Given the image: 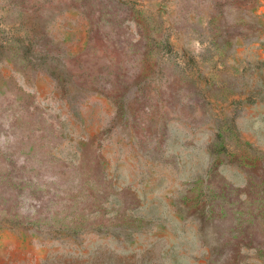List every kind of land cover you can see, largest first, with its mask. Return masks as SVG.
<instances>
[{
  "label": "rangeland",
  "instance_id": "374dc122",
  "mask_svg": "<svg viewBox=\"0 0 264 264\" xmlns=\"http://www.w3.org/2000/svg\"><path fill=\"white\" fill-rule=\"evenodd\" d=\"M0 264H264V0H0Z\"/></svg>",
  "mask_w": 264,
  "mask_h": 264
}]
</instances>
